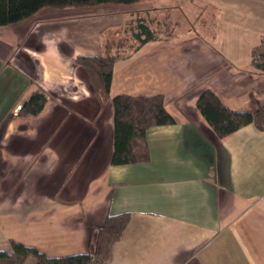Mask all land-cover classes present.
Returning <instances> with one entry per match:
<instances>
[{"label":"crops","instance_id":"obj_1","mask_svg":"<svg viewBox=\"0 0 264 264\" xmlns=\"http://www.w3.org/2000/svg\"><path fill=\"white\" fill-rule=\"evenodd\" d=\"M140 19L158 40L138 44ZM103 27L134 39L115 46L106 104L77 63L102 55ZM263 38L264 0L45 9L0 27V250L88 253L93 227L129 213L107 264H264V131L220 138L197 107L206 90L233 111L264 104ZM38 90L42 112L21 116ZM118 95H162L175 119L147 132V162L112 164Z\"/></svg>","mask_w":264,"mask_h":264},{"label":"trees","instance_id":"obj_2","mask_svg":"<svg viewBox=\"0 0 264 264\" xmlns=\"http://www.w3.org/2000/svg\"><path fill=\"white\" fill-rule=\"evenodd\" d=\"M140 0H0V27L11 26L31 18L45 9L62 10L86 8L101 4L131 5ZM133 36L140 44L156 40L157 36L138 20ZM120 57L79 56L77 63L87 71L90 83L102 104L110 100L113 65ZM252 67L264 72V38L252 51ZM48 100L43 91H35L22 104L20 115H39ZM114 105V155L116 166L147 162L150 153L147 146V132L156 126L175 124L174 117L164 105V97L118 95ZM197 107L220 138L227 137L246 125H254L264 131V108L256 112L228 109L213 91H206L198 100ZM130 222L129 213L109 215L103 226L93 227L89 252L64 257H49L33 246L10 242L11 251L0 250V264H25L34 257L37 264H107L112 247L123 237Z\"/></svg>","mask_w":264,"mask_h":264},{"label":"rangeland","instance_id":"obj_3","mask_svg":"<svg viewBox=\"0 0 264 264\" xmlns=\"http://www.w3.org/2000/svg\"><path fill=\"white\" fill-rule=\"evenodd\" d=\"M62 17V16H61ZM70 17H72L73 18V16H70ZM83 19V18H82ZM86 19H88V18H86ZM99 31H101V33H100V39H102V42L104 43L103 44V47H104V50L102 51V55H97V56H111V57H115V56H120L119 55V53H120V51L118 50V48H116L115 46L117 45V44H119V42H122V43H124V44H126V42H128L129 41V39H128V41H127V38H128V36H130V40H131V42L133 43V38H135L134 36H133V38H132V36L130 35V34H128L127 36L125 35V34H121V33H118V30H117V28H108V29H106L105 27H103L102 29H99V28H97ZM157 36V35H156ZM118 37V38H117ZM160 38V36L158 35L157 36V39L156 40H158ZM123 39V40H122ZM136 39V38H135ZM92 40H97L96 38H86V42H91ZM137 41V40H136ZM152 41H155V40H153V39H150V40H148L146 43H148V42H152ZM138 42V44H140L139 43V41H137ZM146 43H142L141 45H144V44H146ZM254 49V48H253ZM253 51V50H252ZM122 54V53H121ZM116 62V61H115ZM115 62H114V64H115ZM114 66V65H113ZM83 67V66H82ZM84 68V67H83ZM84 70H85V68H84ZM86 76H87V78H89L88 77V74H87V71H86ZM206 91H211V90H206ZM206 91H204L203 93H205ZM202 93V94H203ZM201 94V95H202ZM216 94V93H215ZM201 97V96H200ZM199 97V98H200ZM261 108H264V104H262V106H259V108L258 109H261ZM257 109V110H258ZM256 110V111H257ZM255 111V112H256ZM247 126V125H246ZM26 246H29V245H26ZM9 251H11V249L9 250ZM68 256H70V255H68ZM33 257V256H32ZM34 258V257H33ZM36 261V260H35ZM37 264V263H36Z\"/></svg>","mask_w":264,"mask_h":264}]
</instances>
